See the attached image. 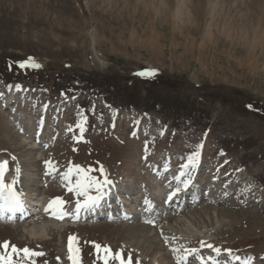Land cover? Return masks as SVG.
Returning <instances> with one entry per match:
<instances>
[{
    "label": "rangeland",
    "instance_id": "374dc122",
    "mask_svg": "<svg viewBox=\"0 0 264 264\" xmlns=\"http://www.w3.org/2000/svg\"><path fill=\"white\" fill-rule=\"evenodd\" d=\"M31 58L39 69L19 66ZM145 69L158 73L137 75ZM5 82L27 88L12 98ZM55 82L68 95L50 92ZM105 82L131 85L140 98L119 107ZM153 98L182 108L151 107ZM192 151L201 152L188 170L195 193L166 203L164 189L183 188L174 174ZM4 160L7 182L19 169L16 190L29 207L59 196L72 209L62 173L75 165L90 174L102 166L125 191L107 209L114 220L89 212L67 228L37 209L0 220V243L45 252L37 264H67L70 234L81 264H101L93 241L131 252L133 264H227L224 249L264 264V0H0ZM137 226L149 231L134 234Z\"/></svg>",
    "mask_w": 264,
    "mask_h": 264
},
{
    "label": "snow or ice",
    "instance_id": "6c2138e0",
    "mask_svg": "<svg viewBox=\"0 0 264 264\" xmlns=\"http://www.w3.org/2000/svg\"><path fill=\"white\" fill-rule=\"evenodd\" d=\"M21 68L30 67L33 69H39L41 64L36 62L34 58L19 62ZM157 69H145L137 75L146 78H153L157 75ZM22 87V86H20ZM69 90H62L64 95H68ZM247 107L253 109V105L249 104ZM260 111V109H253ZM80 131L83 133L84 126L81 124ZM202 147V145H201ZM201 157L200 151H192L187 156V163L183 165L185 169L196 168ZM15 159V157H13ZM8 161H0V216H3L5 213L12 214L14 218L16 213H21V219L27 215L26 204L23 199L22 193L16 190V183L18 180L19 169H16L17 177L14 178L11 182H7L5 178V169L8 167ZM46 175H54L57 173V166L51 161H45ZM92 168L89 166V169H85L80 165H75V167H69L66 172L62 173V180L67 181V191L69 193H74V209L70 212L67 209L68 201H65L62 197H55L50 199L44 208L45 213H50L54 218L65 219H80L83 218L85 214L92 212L95 213L99 206L101 205L102 200L105 197L109 196L111 193V188L114 186V181L111 180L106 172V170L100 166L95 170L96 174L92 173ZM75 172L76 179L73 180V173ZM181 175H184L182 173ZM193 179L189 176L188 179L184 180L183 188L176 187L171 191L166 199V203H171L175 198L179 196L182 191H187L192 185ZM94 190V192H93ZM227 195V193H225ZM153 209L149 208L148 211ZM127 214H125L126 216ZM147 222L153 223L152 220ZM93 247L96 249L97 255L101 258V264H133L132 253L127 254L125 258L124 249L113 250L110 246L101 245L98 242H90ZM202 246L208 248H213L212 244L205 245L204 242H201ZM80 251L79 247V238L76 235L70 234L68 236V259L70 264H81L80 259L77 256V253ZM195 251V249H193ZM222 249L215 248L216 253H220ZM225 253L228 256H232V249H224ZM46 255L43 251H38L36 249L25 246L23 248L18 247L15 244H11L10 241H3L0 243V264H37V259L39 257H44ZM236 260H241V257H234ZM59 259V258H58ZM255 257L248 256L243 259V264H252ZM264 259V257H262ZM183 260V257H181ZM136 264H140L137 259Z\"/></svg>",
    "mask_w": 264,
    "mask_h": 264
},
{
    "label": "trees",
    "instance_id": "16d2710c",
    "mask_svg": "<svg viewBox=\"0 0 264 264\" xmlns=\"http://www.w3.org/2000/svg\"><path fill=\"white\" fill-rule=\"evenodd\" d=\"M88 80H90V79H88ZM92 81L95 82L97 80H94V79L90 80L89 82L91 85H92ZM160 81L161 80L150 81L152 88H158L160 84L167 83L166 81H163V82H160ZM105 86H106V88H112L115 96H118V97H115V96L114 97L116 98V104H118L119 107H124V106H129V105L134 106V105H132V101L140 98L138 93L134 90V87L131 85L125 84L124 86L120 87L119 85H117V83L112 84L111 82H109V83L105 82ZM93 87H95V86H93ZM50 89H51V91H54L55 93L62 92V90H67V88L64 85H62L60 83H56V82L53 85V87H51ZM121 93H123L124 96H122ZM147 96L149 97L148 94H147ZM151 104H152L151 107H155L156 104H160L161 107H168L169 109H175L174 110L175 112H178L182 108L181 103L172 102L170 98H163V99L153 98L151 101Z\"/></svg>",
    "mask_w": 264,
    "mask_h": 264
},
{
    "label": "bare ground",
    "instance_id": "6f19581e",
    "mask_svg": "<svg viewBox=\"0 0 264 264\" xmlns=\"http://www.w3.org/2000/svg\"><path fill=\"white\" fill-rule=\"evenodd\" d=\"M30 205L33 206V205H34V202H30ZM35 206H36V205H35ZM42 208H43V206H40L39 209H40L41 211H43ZM34 209H35V208H34ZM33 214H34V213H33ZM30 217L33 218L34 216H31V215H30V216L27 217V218L30 219ZM27 218H25V219H27ZM142 226H143V225H142ZM131 230L133 231L134 234H136V233L139 234V233H141V232H142V233H143V232H147V230L149 231V229H146V230H145V229L142 228L141 226L131 227ZM134 230H135V231H134ZM169 230H170V229H169ZM146 235H147V234H146ZM149 254H154V256L157 257L158 252H152V251H151ZM160 256H161V255H159L158 257H160ZM153 259H155V258H153Z\"/></svg>",
    "mask_w": 264,
    "mask_h": 264
}]
</instances>
